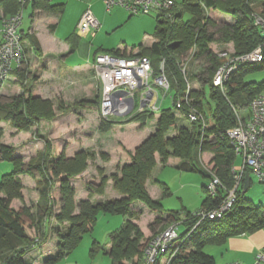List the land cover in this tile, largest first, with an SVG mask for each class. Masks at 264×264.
<instances>
[{"label": "trees", "instance_id": "16d2710c", "mask_svg": "<svg viewBox=\"0 0 264 264\" xmlns=\"http://www.w3.org/2000/svg\"><path fill=\"white\" fill-rule=\"evenodd\" d=\"M174 1L175 5L170 9L172 17L156 16V40L151 46L141 47L132 55L149 57L155 78L160 75L161 64L165 61V74L174 99L181 97L186 89L182 72L183 57H188L191 51L194 57L206 60L208 66L206 73L202 74L207 76H200L203 87L200 90L193 89L191 97L192 104L203 113L207 125L204 126V122L200 121L179 125L175 106L162 108L155 131L133 151L128 150L131 162L111 174L116 190L124 195L115 200H77L70 178L86 170L90 153L81 150L74 157L67 158L61 154L59 158L54 159L49 150L36 165L39 172H44L46 177L40 195L46 208L40 210L37 215L25 204L19 209L11 207V201L22 196L19 174L23 169L18 167L19 161L13 157V148L0 145V161L7 160L14 164V169L3 174L0 181V264H33L29 259L31 252L37 254V257H34L37 261L44 258L43 264H57L80 244L86 233L94 229L100 212L120 214L127 216V219L121 227L111 233L110 247L94 242L91 251L102 249L111 256L113 264H142L144 249L150 238H147L141 227L132 220L137 212L132 209L131 204L141 201L152 210L162 208L161 202L154 200L146 187V182L157 164V155L162 163H167L170 157H177L181 159L179 168L202 171L208 180L212 171L219 178L221 187L219 186L215 196L208 194L207 180L204 186L206 196L201 208L211 209L218 206L226 192L234 186L237 171H234L233 167L237 154L227 135V129L236 124V109H245L253 98L264 93V80L246 79L247 73L264 68V58L259 62L240 63L223 87L216 86L213 77L223 61L213 45L222 46L232 42L235 55L246 54L262 46L264 57V31L261 25L256 24V16L264 19V10L262 13L256 10L258 7H264V0ZM1 2L13 14L19 7L18 0ZM37 3L47 10L57 8L46 0H39ZM186 12L191 14L188 20L184 18ZM114 54L126 55L119 51ZM184 108L187 109L188 106ZM54 113L50 100L33 95L21 94L14 96L7 103L0 104V121H11L15 127L25 131L31 130L39 119L54 117ZM152 115L154 112L148 110L133 112L127 122L137 121L144 126ZM114 123L115 121L111 120H101L100 131H109ZM177 125V133L167 137L168 130ZM204 153H209L210 156H203ZM55 181L60 182L58 187ZM107 181L108 176L104 174L97 186L89 187L90 193L93 190L103 194ZM55 188L61 193V208L55 207ZM244 193L242 190L238 191L234 206L223 218L201 221L189 234L171 264H216L215 257L205 250L207 244H223L229 237L263 228L264 205L246 199ZM170 216L172 220L184 218L182 235L190 232L198 222V217L193 211H184L183 214L171 211ZM50 218L58 222L53 227L58 240L56 251L48 253L42 247L44 238H32L28 229L33 227L39 233L45 232ZM65 221L68 225L63 224ZM64 225L66 227L62 229ZM36 241H41L42 250L34 251Z\"/></svg>", "mask_w": 264, "mask_h": 264}, {"label": "crops", "instance_id": "0c3cea01", "mask_svg": "<svg viewBox=\"0 0 264 264\" xmlns=\"http://www.w3.org/2000/svg\"><path fill=\"white\" fill-rule=\"evenodd\" d=\"M1 1L2 0H0V42L3 38V21L5 18L13 15L9 8ZM37 1L39 0H29L26 3L24 18L20 27L25 50L24 62L19 67L14 65L10 78L6 80L8 82L6 85L0 82V96L3 98L7 97L5 101L0 99V104L7 103L11 101L14 96L21 94H25L26 96H38L50 100L59 96H64L67 100L76 101L92 102L98 99V103L94 108L95 112L100 115L101 83L95 77L93 69L95 56L99 53H115V51L130 55L140 50L141 47L151 46L156 40L155 31L158 25L157 17L146 14H139L133 17V15L120 6H116L112 10L107 11L103 0H46L57 6L56 9L52 10L41 8ZM87 8H90L98 17L101 26L94 34L83 36L79 34L77 27ZM153 20H155L154 23ZM129 24H132L135 29L132 28L125 33H120V28ZM213 46L215 49L217 44ZM29 83H31V85H29ZM23 86L26 88L25 91L23 90ZM248 108L249 106L245 109H241V114L246 115ZM81 110L85 112L86 115L92 112V110H87L86 107L81 108ZM68 115L69 113H67V116ZM159 116L157 118H159ZM109 120L115 121L112 120L111 117ZM83 124H85L84 121ZM146 124L147 122L143 127H140V122L137 121L128 123H124V120L121 122L115 121L111 129L105 133L106 135L111 134L113 130H117L118 133H120L118 140L112 143L109 148H107L102 141H99L100 147H94L97 152L99 150H104L109 155L108 160H102L100 157L98 160V165L105 169V175L111 176V174L115 173L121 166L131 162V156L128 150L133 151L155 131V127L154 129H150L149 127L145 128ZM65 125H68V123ZM97 126L96 137L101 139L104 135L99 132L100 123L97 122ZM1 138L2 137H0V140ZM86 146L88 145L82 147L81 143H79V145L77 144L74 153L80 150H87ZM61 151H64V149ZM65 151L67 152L66 149ZM74 153H68V156H72ZM205 155L210 156L209 153H204L203 156ZM180 162V158L170 157L167 163H162L160 156L157 155V164L146 182V187L154 200L161 202L162 208L160 210H152L144 203V205L141 204V201H136L141 202V205L136 208V212L138 213L132 220L141 227L147 238H151L152 235L160 232L161 230L155 233V230L161 226L164 225L165 227L163 229H165L170 224L172 221V217L170 216L171 211L180 214L183 213L181 211H191L186 207H183L181 211L165 209L162 198L172 195V191L167 182L160 181V179L154 176V170L158 166H165L173 163L178 169L188 171L179 168L178 165ZM241 166L237 165L236 159L234 167L238 169L241 168ZM202 174L205 178L206 175L203 172ZM245 174L251 175L252 173L247 169ZM98 176L97 173L89 179L90 184L88 187L100 183ZM251 180L249 187L252 184ZM205 184L206 183L202 184L203 188ZM166 187L167 190L165 191ZM86 193L87 194L83 196L77 195L76 199L90 198L93 202H98L121 199L124 196L114 188V180L112 178H109L105 192L103 194H96L98 196L96 201L95 195L90 193L88 189ZM53 198L55 207H57V201L54 195ZM57 199L60 203V197ZM23 205L24 204L19 203L16 207L19 209ZM143 214H145V216L147 215L149 219L144 223H142L141 218ZM126 219L127 216H123L122 225ZM54 221V218H50L45 227L48 238L52 237L51 234L56 237L53 232ZM28 231L30 233V228ZM111 244L110 241L109 246L108 244H103L102 246L108 248ZM42 247L44 250L48 249L47 246L44 247V245H42ZM35 250H38L37 247L34 251ZM205 250L215 257L216 264H229L236 261L241 264H264V260L257 261V255L264 250V227L252 233L229 237L223 244H208ZM50 251H56V247H53L52 250L49 249L48 252Z\"/></svg>", "mask_w": 264, "mask_h": 264}, {"label": "rangeland", "instance_id": "374dc122", "mask_svg": "<svg viewBox=\"0 0 264 264\" xmlns=\"http://www.w3.org/2000/svg\"><path fill=\"white\" fill-rule=\"evenodd\" d=\"M256 10L262 13L264 7H258L256 8ZM146 15H152V17L155 16L153 14ZM133 17H136V15H133ZM190 17L191 14L186 12L184 18L188 20ZM154 21L155 20H153V23ZM132 28L135 29L132 24L123 26L120 28V33H125L127 30ZM215 50L219 52L223 50H229L232 52L234 51L235 54V48L232 42L226 43L222 46H217ZM189 53L190 54L188 55V57H183L182 67H185L187 69L186 75L192 81L194 88L196 90H200V88H202L203 86V80H200V76H207V74H202V72L206 73L208 64L203 58L194 57L191 51ZM153 78L154 77L151 78V82H153ZM246 79L255 81L264 80V68L247 73ZM7 83V81H4L2 84L6 85ZM29 85H31V83H29ZM23 90H26L25 86H23ZM158 90L160 99L162 100L161 109L171 107L173 103V99L171 97L172 94L168 93V95L164 96L165 91L162 88H158ZM6 98L0 96V99L2 101H5ZM50 101L53 104L55 116L52 118L39 119V121L35 122L32 126V129L29 131L21 130L18 127H15L11 121H0V134L2 137L0 140V145L2 147L13 148V157L17 158V160L19 161V163L17 164L18 167L23 169V172L19 174V179L22 183V196L21 198H14L11 201V207L17 209L16 206H18L19 203H22L28 205L35 215H37L43 208H46V205L40 198L41 190L44 187L46 177L44 172L43 174L39 172L36 165L39 164V161L43 160V157L47 152H49V150L51 152V157L53 156L54 159L59 158L61 154L64 157L69 158L74 157L78 152L81 151L80 150L74 153L77 144L79 145V143H81L82 147L88 145L86 146L87 150L85 151H88L90 153V157L88 158V166L86 170L70 178L71 184L73 185L76 192L75 197H77V195L83 196L87 194V189L89 190V179L94 176V174L98 173V177L101 182V178L105 174V169L98 165L99 157L102 160L109 159V155L106 151L99 150L97 152L94 147H100L99 141H102V143L105 144L107 148H109L112 143L118 140L120 135L117 130H113L111 134L108 135L105 134L108 131H99L100 134L104 135V137L101 139L96 137V130L99 126V124L97 126V122L101 123L102 120L101 116L99 115V113L95 112L94 108L98 103V99H95L92 102L78 100L76 101L67 100L64 96H59ZM139 105L140 90H138L136 93V102L133 112H137ZM85 107L87 110H92L89 115H86L85 112L81 110V108ZM161 109L156 110L154 115H152V117L147 120L145 128L149 127L150 129H154L155 127L156 129L159 119L157 117L159 116V114L161 115ZM67 113H69L68 116ZM176 113L179 125L189 123L184 116L180 115L179 112L176 111ZM128 115L114 114L110 117L112 120L119 122L124 120V123H128ZM83 121L85 124H83ZM66 123H68V125H65ZM140 127L143 126L140 125ZM178 127L179 126L177 125L176 127L170 128L166 136L172 137L173 135H175L178 131ZM63 149L64 151H61ZM65 149L68 153L74 154L72 156H68V153L65 151ZM174 163L167 164L165 166L160 165L154 170V176L160 179V181L167 182L172 191V195L162 198L163 205L165 209H172L175 211H181L183 207H186L191 211H197L202 205L204 196H206V192L202 184L206 183L208 178L205 177V179L201 171L180 170L176 167V165H174ZM242 163L243 157L238 156L237 165L241 166ZM13 168L14 165L12 162L1 160L0 181L2 175L11 172ZM251 177L252 184L245 191V197L255 204L262 203L264 205V184L259 182V178L257 177V175L252 173ZM109 178H111V176H108V180ZM98 184L91 185L90 188L95 187ZM55 185L56 187H58L60 185V182L55 181ZM92 193L95 195L96 201L98 199V196L96 195L97 193L93 192V190ZM53 195L56 197L55 199L57 201V208H61L63 205L62 199H60V203L57 199L61 197V193L58 188H55ZM140 203L141 202H133L131 204L132 209L134 211H137L136 208H138L139 205L143 204V202L141 204ZM141 218L142 223L149 220L148 216H145V214H143ZM122 223V215L100 212L94 229L91 232L86 233L80 244L76 248H74L68 255L58 261L57 264H113L112 258L108 253L104 252L102 249H99L98 251H91V248L93 247L94 242H96L98 245L108 244L109 246V243L111 241V233L117 230L122 225ZM54 224H58V222L54 221ZM63 224L68 225V222L65 221L63 222ZM65 225L62 227V229L66 227ZM164 227V225L161 226L160 228H158L159 230H155V233L162 230ZM179 228L180 230H183V226ZM30 236L32 238H44V247L47 246L48 248L46 250L43 249L45 252H48L49 249L52 250L53 247H57V236L55 237L51 234L52 237L48 238L46 232L40 231L39 233L33 227L30 228ZM36 242L37 245L35 247L42 250L41 241ZM34 257H37V254L35 255L34 252H31L29 255V259L32 260L33 264H43L44 258L37 261L34 259ZM164 258H166V256H164Z\"/></svg>", "mask_w": 264, "mask_h": 264}, {"label": "built area", "instance_id": "2783aa9c", "mask_svg": "<svg viewBox=\"0 0 264 264\" xmlns=\"http://www.w3.org/2000/svg\"><path fill=\"white\" fill-rule=\"evenodd\" d=\"M29 0H18L17 11L4 19L2 27V41L0 42V82L10 78L14 65L21 66L25 58L22 34L20 27L24 18V9ZM107 11L116 6L127 10L131 15L153 14L172 17L170 9L175 5L174 0H103ZM256 24L261 25L264 31V19L256 16ZM101 26L98 17L90 8H87L79 21L77 31L80 35L94 34ZM222 64L216 70L213 83L223 87L232 71L238 68L240 63L259 62L263 60V48L258 46L253 51L235 55L234 51L223 50L218 52ZM95 77L101 83L99 111L102 119H108L111 115H125L133 112L136 102V93L140 90V105L137 112L160 110L162 100L158 88H162L164 96L169 92L170 84L165 74V61L161 64V74L154 77V69L149 57L142 55H117L111 52L99 53L93 62ZM183 72L186 73L184 67ZM186 89L184 94L173 99L172 105L177 112L184 116L190 123L204 122V115L192 104L191 92L193 84L185 75ZM150 94L152 95L150 97ZM163 96V97H164ZM187 107L185 109L184 107ZM237 122L227 129V135L231 140L237 156L243 157L241 168L236 169L235 184L228 190L218 206L211 209L199 208L193 211L198 217V222L190 232L182 235L183 219L172 220L170 224L157 234L153 235L144 249L142 264H171L174 257L180 251L183 243L187 241L189 234L204 219H221L229 211L237 200L239 190H243L245 171L249 169L257 175L259 182L264 184V93L253 98L248 112L242 115L235 111ZM206 189L211 196L217 195L221 184L219 178L212 172ZM242 185V189H241ZM221 187V186H220ZM166 256V258H164ZM264 260V250L257 255V261ZM229 264H241L232 262Z\"/></svg>", "mask_w": 264, "mask_h": 264}, {"label": "clouds", "instance_id": "9594fccd", "mask_svg": "<svg viewBox=\"0 0 264 264\" xmlns=\"http://www.w3.org/2000/svg\"><path fill=\"white\" fill-rule=\"evenodd\" d=\"M155 16H157V15H155ZM218 52H219V51H218ZM111 53H112V52H111ZM130 55H132V54H130ZM125 56H126V55H125ZM183 69H184V67H182V72H183ZM186 72H187V69H186ZM160 74H161V73H160ZM183 75H184V78H185L186 73L183 72ZM186 76H187V75H186ZM157 77H158V76H157ZM187 77H188V76H187ZM154 78H155V77H154ZM188 79L190 80L189 77H188ZM168 81H169V80H168ZM190 81H191V80H190ZM191 82H192V81H191ZM193 89H195L194 86H193ZM168 93H170V88H169V92H168ZM168 93H167V95H168ZM99 105H100V104H99ZM237 110L241 112V109H236L235 111H237ZM131 113H133V112H131ZM131 113H128V114L130 115ZM154 113H155V112H154ZM235 113H236V112H235ZM128 114H125V115H128ZM236 116H237V115H236ZM109 118H110V117H109ZM109 118H108V119H102V118H101V119H102V120H109ZM188 122H189V121H188ZM236 122H237V121H236ZM251 173H252V172H251ZM245 180H246V174H245ZM242 191H244V192L246 191V190H245V181H244V184H243V190H242Z\"/></svg>", "mask_w": 264, "mask_h": 264}, {"label": "water", "instance_id": "95a60500", "mask_svg": "<svg viewBox=\"0 0 264 264\" xmlns=\"http://www.w3.org/2000/svg\"><path fill=\"white\" fill-rule=\"evenodd\" d=\"M151 96L152 95L150 94V97ZM250 180H251V175L250 174H247L246 175V180H245V190H247L249 188Z\"/></svg>", "mask_w": 264, "mask_h": 264}]
</instances>
